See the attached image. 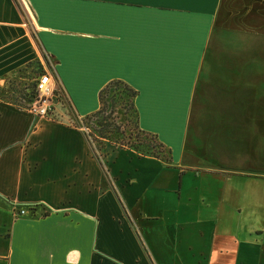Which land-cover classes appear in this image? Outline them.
Instances as JSON below:
<instances>
[{"label": "crops", "instance_id": "0c3cea01", "mask_svg": "<svg viewBox=\"0 0 264 264\" xmlns=\"http://www.w3.org/2000/svg\"><path fill=\"white\" fill-rule=\"evenodd\" d=\"M251 48L264 0H0V89L36 67L60 96L55 120L0 98V264H264ZM112 81L170 163L94 148L81 124Z\"/></svg>", "mask_w": 264, "mask_h": 264}, {"label": "trees", "instance_id": "16d2710c", "mask_svg": "<svg viewBox=\"0 0 264 264\" xmlns=\"http://www.w3.org/2000/svg\"><path fill=\"white\" fill-rule=\"evenodd\" d=\"M1 90V89H0ZM111 97V108H109V104L106 101L107 97ZM124 96L128 97L125 101ZM138 96V92L132 89L129 85L122 81H112L109 83L104 89L101 90L99 94L100 101V110L95 114L89 116L87 121H94L98 130L94 137L91 133L88 134V137L93 139V143H99L101 148L105 147V142H110L111 133L121 134L125 136V132L123 133V129L120 124L117 123V117H115V109L118 104L126 102V105L130 107L136 114V121L133 125V128L129 130L130 136H133L141 145H144L148 148L149 153L146 156L154 157L156 159L165 161L166 163L171 162V149L167 148L163 145L156 135L146 133L139 128L138 125V113L135 109L134 100ZM37 97L35 88L31 93L25 95L22 98V101L27 104L31 103ZM16 102L14 101V104ZM108 109L110 113L107 115ZM86 121H83L81 124L82 128H85ZM118 144V143H116ZM120 148H126L127 146L123 143L118 144Z\"/></svg>", "mask_w": 264, "mask_h": 264}, {"label": "rangeland", "instance_id": "374dc122", "mask_svg": "<svg viewBox=\"0 0 264 264\" xmlns=\"http://www.w3.org/2000/svg\"><path fill=\"white\" fill-rule=\"evenodd\" d=\"M222 24V21H221ZM247 33V32H246ZM249 34V33H248ZM218 40L216 47V54H223V33L222 30L218 34ZM241 43L238 41V50L240 53L241 50ZM240 46V47H239ZM236 52V55H240ZM250 54H264V48H251L249 49ZM44 72L41 69H37L36 67L29 68L25 71V73L22 75V79H11L7 81L6 85L1 88L0 91V98L8 99L10 101H15L17 104H19L23 108H27L28 104L24 101H22V98L25 97V95L32 92V90L35 88L36 83L41 75H43ZM128 97L124 96L125 101ZM111 97L108 96L106 101L109 104V108H111ZM60 112H57L59 116H62L63 114H71L70 109L66 106L64 109L60 107ZM110 113V110L108 109L107 115ZM115 117H117V123L121 125L123 129V133L125 132V136H122L121 134L111 133L110 136V142H105V146L108 144H112L116 146L117 148H120L118 144L123 143L127 147L126 149L132 150L137 155L146 156L149 153V150L146 146L141 145L139 141H137L133 136H130L129 130L133 128V125L136 121V114L133 110L130 109L129 106L126 105V102H123L121 104H118V106L115 109ZM86 126L85 128L88 130L89 133L94 135L96 134V131L98 128L95 125L94 121H87L86 120ZM192 133V132H191ZM118 143V144H116ZM95 149H100V153L102 154V157L106 155V152L103 148H101V145L99 143L94 145ZM202 168H204V164L201 162H198Z\"/></svg>", "mask_w": 264, "mask_h": 264}, {"label": "built area", "instance_id": "2783aa9c", "mask_svg": "<svg viewBox=\"0 0 264 264\" xmlns=\"http://www.w3.org/2000/svg\"><path fill=\"white\" fill-rule=\"evenodd\" d=\"M35 91L37 97L29 103L28 107L24 108V110L35 118L55 120L53 115L60 96L58 92L53 89L52 79L49 74L40 76L36 83ZM85 131L88 135L89 132L86 128ZM89 139L93 143V139L91 137H89ZM26 213L27 210L20 211V215H25Z\"/></svg>", "mask_w": 264, "mask_h": 264}]
</instances>
